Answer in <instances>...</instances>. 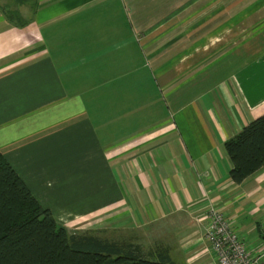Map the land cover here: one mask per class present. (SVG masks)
Masks as SVG:
<instances>
[{
	"label": "crops",
	"instance_id": "0c3cea01",
	"mask_svg": "<svg viewBox=\"0 0 264 264\" xmlns=\"http://www.w3.org/2000/svg\"><path fill=\"white\" fill-rule=\"evenodd\" d=\"M264 0H0V152L71 231L216 264L221 209L264 264V167L224 142L264 113Z\"/></svg>",
	"mask_w": 264,
	"mask_h": 264
},
{
	"label": "trees",
	"instance_id": "16d2710c",
	"mask_svg": "<svg viewBox=\"0 0 264 264\" xmlns=\"http://www.w3.org/2000/svg\"><path fill=\"white\" fill-rule=\"evenodd\" d=\"M240 183L264 167V113L224 142ZM0 264H172L119 250L58 223L0 152Z\"/></svg>",
	"mask_w": 264,
	"mask_h": 264
},
{
	"label": "built area",
	"instance_id": "2783aa9c",
	"mask_svg": "<svg viewBox=\"0 0 264 264\" xmlns=\"http://www.w3.org/2000/svg\"><path fill=\"white\" fill-rule=\"evenodd\" d=\"M204 240L216 255V264H260L259 255L249 252L230 219L221 209L211 206L207 212Z\"/></svg>",
	"mask_w": 264,
	"mask_h": 264
},
{
	"label": "rangeland",
	"instance_id": "374dc122",
	"mask_svg": "<svg viewBox=\"0 0 264 264\" xmlns=\"http://www.w3.org/2000/svg\"><path fill=\"white\" fill-rule=\"evenodd\" d=\"M257 28H253V29H251V28H249L248 30H247V32L248 33H245V35H244V38L245 37H248V36H250V35H254L256 32H258L259 30H262V28L264 27L263 25H259V26H256ZM260 262V261H259ZM262 262H264V258L262 259Z\"/></svg>",
	"mask_w": 264,
	"mask_h": 264
}]
</instances>
